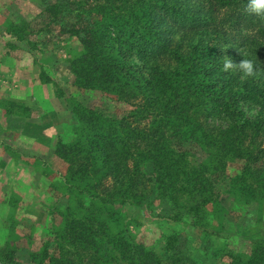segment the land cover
Instances as JSON below:
<instances>
[{"label": "trees", "instance_id": "16d2710c", "mask_svg": "<svg viewBox=\"0 0 264 264\" xmlns=\"http://www.w3.org/2000/svg\"><path fill=\"white\" fill-rule=\"evenodd\" d=\"M32 1L34 14L8 5L15 17L0 26L3 45L21 51L17 60L32 57L24 66L31 69L40 57L62 60L51 40L77 41L62 60L70 94L57 95L72 101L85 130L81 141H58L52 151L66 167L52 183L62 194L51 208L58 223L48 219L49 237L26 259L6 241L1 264H199L178 232L158 246L136 242L127 211L144 216V208L187 228L214 216L217 233L227 203L238 210L264 202V87L223 70L227 54L236 63L244 54L261 65L264 81V14L252 13L247 0ZM235 27L241 48H218ZM42 65L38 81L48 83ZM253 106L257 117L239 118ZM3 206L10 218L14 206ZM208 255L221 264H264V240L244 253L220 247Z\"/></svg>", "mask_w": 264, "mask_h": 264}, {"label": "rangeland", "instance_id": "374dc122", "mask_svg": "<svg viewBox=\"0 0 264 264\" xmlns=\"http://www.w3.org/2000/svg\"><path fill=\"white\" fill-rule=\"evenodd\" d=\"M12 1L0 0V26L8 24L9 18L15 17L14 10L7 9ZM14 1L20 8L23 5L24 14H34L38 10L32 0ZM39 19L36 17V22ZM239 29L235 27L225 43H218V48L232 43L240 49L234 39L235 32ZM2 36L0 34V247L8 241L14 245L18 255L26 259L29 249H38L41 242L49 237L48 219L54 223H58L60 219L51 208L52 202L56 203L62 194L52 183L61 179L66 167L58 162L60 160L53 156L52 151L58 141L69 142L68 144L81 141L85 130V126L76 120L72 112V101L67 102L57 95L59 92L66 96L70 94L66 85L72 78L65 72L62 60L78 48L74 38H68L67 35L55 38L50 44L57 49L62 60L54 62L55 54L50 59L47 56L40 57V62L30 69L24 66H30L28 64L32 57L25 61L17 60L16 56L21 51L17 48L9 50L3 45L5 37ZM228 55L231 54L223 59H227ZM42 64L51 79L48 83L38 81ZM258 77L259 73L254 77L256 83L264 87V81ZM146 91L150 93L149 88ZM74 94L77 95V92ZM13 106L14 108H10ZM25 107L28 109V116L21 113ZM257 108L253 106L248 110L243 107L244 116L239 118L257 117ZM262 118L264 119V115ZM5 201L14 206L10 218L9 206H3ZM231 207L232 203H227L226 215L219 217H224V229L217 233L213 228L217 224L214 216L209 217L213 225L187 228L180 223L151 215L144 208L142 216V212L132 207L127 212L130 214L128 219L133 222L125 221L129 222V231L136 242L158 246L163 235L178 232L188 240L186 249L191 261L221 264L222 257L212 259L208 254L214 255L220 247L244 253L249 250L250 243L264 240V202L260 203L256 199L238 206V210ZM154 211L159 212V208L156 207ZM202 230H206L207 234H203ZM12 233L16 235L11 237ZM7 236L10 237L6 238ZM15 257L16 255L13 262ZM225 257L223 260H226ZM21 261L25 263L24 260ZM1 263L4 262L0 261ZM5 263L13 264L11 260Z\"/></svg>", "mask_w": 264, "mask_h": 264}, {"label": "clouds", "instance_id": "9594fccd", "mask_svg": "<svg viewBox=\"0 0 264 264\" xmlns=\"http://www.w3.org/2000/svg\"><path fill=\"white\" fill-rule=\"evenodd\" d=\"M247 3L252 13L256 15L264 14V0H247ZM243 57L239 63L234 62L231 58L225 59L223 70L228 72L235 68L245 79L255 77L261 72V65L256 64L251 58H245L244 54Z\"/></svg>", "mask_w": 264, "mask_h": 264}]
</instances>
